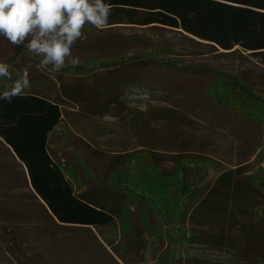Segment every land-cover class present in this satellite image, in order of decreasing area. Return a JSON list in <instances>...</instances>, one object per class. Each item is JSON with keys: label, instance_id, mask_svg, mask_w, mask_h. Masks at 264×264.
<instances>
[{"label": "rangeland", "instance_id": "374dc122", "mask_svg": "<svg viewBox=\"0 0 264 264\" xmlns=\"http://www.w3.org/2000/svg\"><path fill=\"white\" fill-rule=\"evenodd\" d=\"M85 31L86 39L77 40L72 49L80 63L74 68L66 65L63 71L146 53L157 59L134 71L135 84L125 89L120 109L102 116L86 111L81 102L62 105L64 120L52 136L62 153L67 149L66 161L78 174L76 184L95 183L106 172L101 163L116 159L120 167L127 161L118 177L128 189V208L113 224L98 227L52 219L35 196L24 165L0 138V264H264L257 257L193 241V230L234 232V224L246 214L238 207L243 200H237L236 214L230 217L213 216L205 209L183 217L181 205L171 202V195L184 183L183 173L191 182L190 190L193 186L204 192L226 169L239 167V178L244 180L254 171L264 149L263 124L220 104L210 88L215 73L232 74L264 97V62L248 52H200L201 46H193L183 33L169 27L123 24L100 30L87 26ZM22 49L0 36V59L11 70V79L1 77V82L13 81L25 71L29 75L41 71L39 58ZM166 60L175 61V67ZM127 69H101L90 77L122 76ZM88 144L104 155L96 157ZM179 155L192 160L179 174L170 175L167 190L145 191L141 180L161 179L173 170ZM147 164L160 165L162 174L156 169L145 174ZM158 190L169 201L163 209L156 204ZM253 197L249 202L254 207H264L263 198Z\"/></svg>", "mask_w": 264, "mask_h": 264}, {"label": "trees", "instance_id": "16d2710c", "mask_svg": "<svg viewBox=\"0 0 264 264\" xmlns=\"http://www.w3.org/2000/svg\"><path fill=\"white\" fill-rule=\"evenodd\" d=\"M110 3L112 11L104 29L123 24L169 27L183 33L193 46H201L200 52H248L264 62V0H110ZM16 49L19 50L18 47ZM156 60L152 53H146L141 57L91 61L70 73L63 70L51 73L40 69V72L29 75L27 94L14 97L11 102L0 100V136L22 160L35 196L52 219L65 224L98 227L113 224L117 217L121 218L125 213L128 189L118 176L126 168L127 161H121L123 166L120 167L116 159L106 165L101 163L105 174L98 176L95 183L80 185L76 184L78 174L74 166L69 161L55 158L57 150L52 149L50 143L64 120L62 105L81 102L86 111L102 116L113 109H120L124 105L125 89L135 84L134 71ZM166 61L167 65L175 67V61ZM122 67L128 68L122 76L112 73L98 80L90 77L101 69L117 72ZM111 75H114L113 81H109ZM214 77L210 90L220 104L264 126L263 96L238 75L221 77L215 73ZM68 78H83V81L68 82ZM13 81L1 82L0 77V91L10 88ZM88 147L96 157L104 155L103 151L93 149L89 144ZM178 157L173 170L164 174L160 165H145L148 166L145 174L156 169L155 172L162 177L159 180L149 177L147 183L141 180L144 190H167L166 182L172 179L170 175L179 174L180 170H184V163L192 160L186 155ZM84 160H87L86 157ZM240 174L239 167L226 169L217 176L215 186L198 192L193 186L190 190L191 182L183 173L184 183L171 195V202L174 200L181 205L179 211L183 217L194 215L199 209L210 211L213 216L226 213L230 217V213L233 216L236 214L233 207L238 206L237 200H243L245 203H239L238 207L246 214L239 224H234V232L226 229L215 234H200L193 230V241L226 247L241 256L264 261V207H254L249 202L254 195L264 199V149L248 178L241 179ZM158 191L156 204L163 209L169 201L161 190Z\"/></svg>", "mask_w": 264, "mask_h": 264}, {"label": "clouds", "instance_id": "9594fccd", "mask_svg": "<svg viewBox=\"0 0 264 264\" xmlns=\"http://www.w3.org/2000/svg\"><path fill=\"white\" fill-rule=\"evenodd\" d=\"M112 11L110 0H0V36L39 58L42 70L58 73L80 63L73 55L77 40L86 39L87 26L104 29ZM0 77L11 79L9 64L0 61ZM29 74L22 73L10 88L0 91L9 102L27 94Z\"/></svg>", "mask_w": 264, "mask_h": 264}, {"label": "crops", "instance_id": "0c3cea01", "mask_svg": "<svg viewBox=\"0 0 264 264\" xmlns=\"http://www.w3.org/2000/svg\"><path fill=\"white\" fill-rule=\"evenodd\" d=\"M0 138L2 139V137L0 136ZM3 140V139H2ZM4 141V140H3ZM5 142V141H4ZM6 143V142H5ZM58 143V139H54V141L52 140V142L50 143V146H52V149H55L57 150V153H56V157L57 159H60V160H63L65 161L66 160V157H67V149L64 150V153H62L60 151V147L59 145L57 144ZM7 144V143H6ZM8 145V144H7ZM8 147L10 148L11 152L13 153V155L15 156V160L20 162V163H23L22 160L16 155V153L14 152L13 148L11 146L8 145ZM55 154V153H54Z\"/></svg>", "mask_w": 264, "mask_h": 264}]
</instances>
